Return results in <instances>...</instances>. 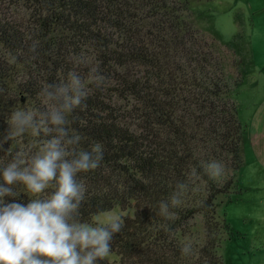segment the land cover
<instances>
[{
    "label": "trees",
    "instance_id": "16d2710c",
    "mask_svg": "<svg viewBox=\"0 0 264 264\" xmlns=\"http://www.w3.org/2000/svg\"><path fill=\"white\" fill-rule=\"evenodd\" d=\"M191 11L189 0H0V133L13 107L46 108L41 89L77 71L88 96L69 119L84 137L82 147L97 141L104 149L98 169L78 174L86 187L80 219L134 210L114 235L117 259L98 264H225L221 248L234 235L224 208L244 193L246 128L234 92L245 75L242 69V78L230 81L222 50ZM76 57L84 63H73ZM92 68L106 77L100 88L88 80ZM28 139L0 151V169L26 150ZM212 161L223 164L218 177L206 171ZM181 182L188 184L182 204L170 207V218L161 216L159 203ZM17 190L15 202L26 205L29 194ZM197 216L202 244L187 237Z\"/></svg>",
    "mask_w": 264,
    "mask_h": 264
},
{
    "label": "clouds",
    "instance_id": "9594fccd",
    "mask_svg": "<svg viewBox=\"0 0 264 264\" xmlns=\"http://www.w3.org/2000/svg\"><path fill=\"white\" fill-rule=\"evenodd\" d=\"M36 50L34 42L30 51ZM16 59L12 57L13 62ZM73 63H84V58L76 57ZM88 80L100 88L106 77L92 68ZM39 96L46 108L27 103L13 107L8 127L0 133L3 152L18 138H29L26 150L15 152L12 161L0 169V264H98L111 254L114 235L125 222L121 215L109 212L94 214L90 222L80 219L86 187L78 174L98 169L104 160L103 145L94 141L89 148L82 147L84 137L73 127L75 120L69 119L77 108L86 107L85 81L71 71L66 81L47 84ZM41 133L48 138L36 139ZM206 171L218 177L223 164L212 161ZM19 186L29 194L26 205L15 202ZM187 189V183H178L169 200L159 203V214L173 216L170 207L182 204ZM5 197L13 202L6 203ZM100 216L106 220L101 222ZM164 231H169L167 225ZM181 252L190 255L192 246L184 245Z\"/></svg>",
    "mask_w": 264,
    "mask_h": 264
},
{
    "label": "rangeland",
    "instance_id": "374dc122",
    "mask_svg": "<svg viewBox=\"0 0 264 264\" xmlns=\"http://www.w3.org/2000/svg\"><path fill=\"white\" fill-rule=\"evenodd\" d=\"M189 1L197 28L222 50L226 58L225 70L230 81L234 82L242 78L241 72L244 69V80L254 91L258 85H254L257 81L250 79L247 75V69L250 68L251 71L261 74L259 83L262 84L261 91H264V29H235L233 21L226 17V13L220 6V3L226 5V0ZM252 56L255 57V61ZM242 62L244 64L240 65ZM241 90L242 87L235 90L234 93H238L235 100L239 104L246 105L252 94L248 92L242 94ZM244 127L246 128L245 139L248 127L247 125ZM252 187L253 190H247L248 192L243 190L244 193L239 199H233L231 203L225 205L227 222L234 235V239H227L221 248L225 264H264V193L262 187L257 188L256 184ZM109 213L132 218L134 210L121 212L117 208ZM99 219L104 222L106 217L100 216ZM188 224L189 230L192 231V234L187 236L192 237L188 241L202 244L204 242L203 217L197 216ZM105 259L113 262L117 257L110 254Z\"/></svg>",
    "mask_w": 264,
    "mask_h": 264
},
{
    "label": "crops",
    "instance_id": "0c3cea01",
    "mask_svg": "<svg viewBox=\"0 0 264 264\" xmlns=\"http://www.w3.org/2000/svg\"><path fill=\"white\" fill-rule=\"evenodd\" d=\"M220 6L226 17L233 21L235 29H264V0H226V5L220 3ZM252 57L255 61V57ZM258 73L247 69L248 77L257 81L254 85L258 86L252 91L244 80L239 88L242 87V94L248 92L252 96L246 105L236 101L240 121L248 127L242 146L245 167L239 186L248 192L247 190H253L252 186L256 184V187H262L264 193V91H261V74ZM237 95L238 93H235V98Z\"/></svg>",
    "mask_w": 264,
    "mask_h": 264
}]
</instances>
